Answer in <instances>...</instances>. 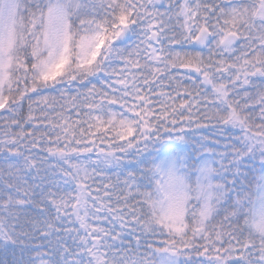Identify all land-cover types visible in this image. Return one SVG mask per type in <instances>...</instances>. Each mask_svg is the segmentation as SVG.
Segmentation results:
<instances>
[{
	"label": "snow or ice",
	"instance_id": "1",
	"mask_svg": "<svg viewBox=\"0 0 264 264\" xmlns=\"http://www.w3.org/2000/svg\"><path fill=\"white\" fill-rule=\"evenodd\" d=\"M0 264H264V0H0Z\"/></svg>",
	"mask_w": 264,
	"mask_h": 264
},
{
	"label": "trees",
	"instance_id": "2",
	"mask_svg": "<svg viewBox=\"0 0 264 264\" xmlns=\"http://www.w3.org/2000/svg\"><path fill=\"white\" fill-rule=\"evenodd\" d=\"M203 131V134L204 135H209L210 136V138H215L209 131H208V129H204V130H202ZM199 134V133H198Z\"/></svg>",
	"mask_w": 264,
	"mask_h": 264
}]
</instances>
